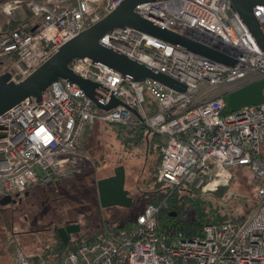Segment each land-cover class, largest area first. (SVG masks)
Wrapping results in <instances>:
<instances>
[{
  "label": "built area",
  "instance_id": "built-area-1",
  "mask_svg": "<svg viewBox=\"0 0 264 264\" xmlns=\"http://www.w3.org/2000/svg\"><path fill=\"white\" fill-rule=\"evenodd\" d=\"M123 0H10L5 16L25 6L35 30L18 29L0 43V59L19 82L63 44L111 13ZM141 18L238 61L236 68L131 27L113 29L100 43L187 86L135 82L90 58L70 68L112 90L124 105L99 110L75 83L59 79L42 99L27 98L0 116V199L80 173L89 157L81 149L91 122L145 126L165 137L157 180L202 192L231 180L230 169L248 167L259 180L256 206L239 223L209 224L200 236L159 233L160 206L150 204L127 229L100 234L44 264H264V103L225 113L227 96L264 79V51L229 0H158L135 8ZM264 32V5L254 8ZM146 96L157 111L146 108ZM95 109L98 111L95 112ZM14 264H31L17 250Z\"/></svg>",
  "mask_w": 264,
  "mask_h": 264
},
{
  "label": "rangeland",
  "instance_id": "rangeland-1",
  "mask_svg": "<svg viewBox=\"0 0 264 264\" xmlns=\"http://www.w3.org/2000/svg\"><path fill=\"white\" fill-rule=\"evenodd\" d=\"M7 1L10 0H0V4ZM26 8L14 11L12 18L19 22L28 18ZM7 20L0 11V27ZM82 145L89 160L81 164L80 173L58 186H34L20 206L0 205V264H14V255L19 249L29 255L45 252L56 244L57 229L69 223L81 227L80 232L71 237L72 241L93 238L134 221L150 205L159 187L160 164V148L152 143V136L139 146L125 147L108 123L91 122ZM121 165L125 167V188L133 204L129 208L102 207L96 181L112 176L114 169ZM230 175L229 187L224 193L199 194L204 201L202 207L206 212L217 209L221 214L243 219L256 206L258 186L248 167H234ZM193 216L190 211L188 217Z\"/></svg>",
  "mask_w": 264,
  "mask_h": 264
},
{
  "label": "water",
  "instance_id": "water-1",
  "mask_svg": "<svg viewBox=\"0 0 264 264\" xmlns=\"http://www.w3.org/2000/svg\"><path fill=\"white\" fill-rule=\"evenodd\" d=\"M153 1L158 0H123L114 11L63 44L19 82L11 79L10 72L0 75V116L27 98L34 97L37 101L41 100L43 93L51 84L59 79H65L70 83L77 84L99 110L107 112L119 105H124L142 119L136 109L118 99L113 94V90L105 103L104 99L109 91L105 89L106 86L89 78H83L70 68L71 62L82 58H90L94 63L119 72L122 76L135 82L153 79L171 89L180 92L186 90V85L100 43V39L105 34L117 28H134L193 53L236 68L237 60L177 35L141 18L135 13V8L138 5ZM229 1L232 9L239 14L264 51V32L254 16V8L258 5H264V0ZM35 29L36 27L32 30ZM261 103H264V79L242 87L227 96V107L230 112H236L245 106ZM7 131L8 123H0V139L7 138ZM125 184L126 171L123 165L116 167L112 176L99 179L97 181V192L102 207H131L133 198L130 197V192L125 188ZM26 195L28 194L26 193ZM11 203H16L11 195L0 199L1 206ZM80 230V225L74 223L68 227L59 228L58 233L60 239L64 243H68L71 236L79 233Z\"/></svg>",
  "mask_w": 264,
  "mask_h": 264
},
{
  "label": "trees",
  "instance_id": "trees-1",
  "mask_svg": "<svg viewBox=\"0 0 264 264\" xmlns=\"http://www.w3.org/2000/svg\"><path fill=\"white\" fill-rule=\"evenodd\" d=\"M28 12V18L22 21L14 20L11 16H6L8 18L6 23L0 27V43L9 38V36L18 29H24L26 31H31L35 25V17L31 11L26 8ZM30 13V14H29ZM10 58L4 57L0 59V75L8 72V66L10 64ZM146 108L150 113L157 111V106L152 98L146 96ZM229 109L225 107V113H229ZM100 123V122H99ZM114 128L117 138L125 147L130 145L139 146L141 143L145 142L150 136H152V143L157 145V148L162 147L165 143V137L151 132L145 126H125V125H115L108 124ZM89 124L85 127L81 146H83V138L88 130ZM84 150V147H81ZM161 162V155H160ZM160 165V164H159ZM59 179L62 182L68 180ZM257 186L259 185V180L254 177ZM59 181V182H60ZM229 183V182H228ZM157 186H159L154 192L152 201L150 204L160 206L158 222H159V233L161 235H176L181 232L186 238H193L200 236L203 228L209 224H224V223H239L242 218L234 219L230 214H221L217 209H210V211H205L202 207L204 202L200 197V193H224L229 187V184H220L216 190L210 192H202L201 190H195L185 185L178 187L168 186L159 183L157 180ZM181 193H185L181 195ZM147 207V206H146ZM143 211V210H142ZM192 211L194 216L192 218L188 217L189 212ZM135 221V219H134ZM134 221H129L125 223L124 226H116L108 233H115L117 231L127 229L131 226ZM100 235V234H99ZM99 235L93 238L78 239L77 241H69L64 243L60 237H57L56 244L45 250L41 254L26 255L31 262V264H44L46 261L58 263L60 261L61 255L67 251H73L77 248L79 244L84 242L93 241Z\"/></svg>",
  "mask_w": 264,
  "mask_h": 264
},
{
  "label": "flooded vegetation",
  "instance_id": "flooded-vegetation-1",
  "mask_svg": "<svg viewBox=\"0 0 264 264\" xmlns=\"http://www.w3.org/2000/svg\"><path fill=\"white\" fill-rule=\"evenodd\" d=\"M60 180L59 179H57V180H54V181H50V182H47V183H40V184H38L37 185V187H40V186H46V187H52V186H58L60 183H61V181L59 182ZM98 181V180H97ZM97 181H96V189H97ZM29 191H26V192H23V193H20V194H14V195H11L15 200H16V203H11V205H17V206H20L21 204H22V202H23V198L24 197H27L28 195H26V193L27 194H29L28 193ZM10 205V204H9ZM72 224H74L73 222L72 223H69V224H67L66 226H64V227H68V226H70V225H72ZM57 235L59 236V233H58V229H57ZM73 236V235H72ZM71 236V237H72Z\"/></svg>",
  "mask_w": 264,
  "mask_h": 264
},
{
  "label": "crops",
  "instance_id": "crops-1",
  "mask_svg": "<svg viewBox=\"0 0 264 264\" xmlns=\"http://www.w3.org/2000/svg\"><path fill=\"white\" fill-rule=\"evenodd\" d=\"M0 11H2V10H1V4H0Z\"/></svg>",
  "mask_w": 264,
  "mask_h": 264
}]
</instances>
